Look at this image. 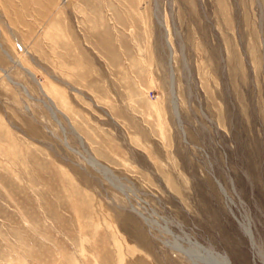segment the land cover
Instances as JSON below:
<instances>
[{"label": "rangeland", "instance_id": "374dc122", "mask_svg": "<svg viewBox=\"0 0 264 264\" xmlns=\"http://www.w3.org/2000/svg\"><path fill=\"white\" fill-rule=\"evenodd\" d=\"M195 240L264 264V0H0V264Z\"/></svg>", "mask_w": 264, "mask_h": 264}, {"label": "bare ground", "instance_id": "6f19581e", "mask_svg": "<svg viewBox=\"0 0 264 264\" xmlns=\"http://www.w3.org/2000/svg\"><path fill=\"white\" fill-rule=\"evenodd\" d=\"M160 22V21H159ZM163 24V23H162ZM12 60V59H11ZM12 61H14V60H12ZM15 62V61H14ZM18 62V61H17ZM16 62V63H17ZM21 68V67H20ZM29 71V70H28ZM29 73L31 74V75H33L34 76V74H33V72H31V71H29ZM32 78V77H31ZM171 78H172V81H171V89H172V92H173V94H174V87H173V72L171 71ZM8 79H10L11 80V82L13 83V85H18V86H21L22 87V89L24 90V91H26L25 90V87L24 86H22V84H18L17 82H14L11 78H8ZM38 83V82H37ZM40 89H41V91H42V93L46 96V98L48 99V100H46V101H44V103L46 104V106H47V108L49 109V111L51 112V114H52V116L54 117V119L58 122V123H60L59 122V120L56 118V114H57V112L59 113V110L56 108V106H55V102H54V99L49 95V93L47 92V89L45 88V86H43V85H41L40 86ZM43 96V95H42ZM175 98V97H174ZM173 103H174V109H175V112H176V115L179 117V113H178V107H177V103H176V101H173ZM78 135V134H77ZM92 161V163L94 164V165H96V167H99V168H101V169H105V168H103L101 165H99L98 163H97V161H95L94 159H92L91 160ZM139 214L142 216V218L144 219V220H146L148 223L150 222L149 220H148V218L146 217V216H144L141 212H139ZM163 220V219H162ZM152 221V220H151ZM164 221V220H163ZM153 224V223H152ZM167 224V223H166ZM162 225V224H161ZM166 227H168V224H167V226ZM166 230V229H165ZM165 232V231H164ZM167 232L170 234L171 233V231H169V230H167ZM166 232V233H167ZM246 233H247V235L249 236V238H250V240H251V242L254 244V240H253V232L251 231V228L250 227H247L246 228ZM173 234V233H172ZM171 235V234H170ZM188 236V235H187ZM171 237H173V241L175 240V236L173 235V236H171ZM184 239V238H183ZM188 240H190V237H188ZM187 240V241H188ZM180 241H182L183 242V240H180ZM176 243V245L180 248V249H182V250H184V251H186L188 254H190L191 255V257H193V258H196V259H198V260H200L201 262H203V263H205V264H232L231 263V261H230V259H229V257L228 256H224V255H219V254H215V253H213L214 252V250H213V252H212V249H210V250H208V249H206L204 246H202L201 244H199L196 240H195V242H192L191 241V245L190 246H192L191 247V249H187V248H183V246H181L180 244H178V242H175ZM189 245V244H188ZM256 246V245H255ZM256 248V247H255ZM260 255V254H259ZM264 261V260H263Z\"/></svg>", "mask_w": 264, "mask_h": 264}]
</instances>
